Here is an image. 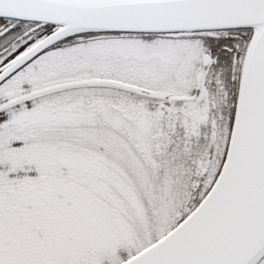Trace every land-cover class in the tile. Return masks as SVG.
Masks as SVG:
<instances>
[{
  "label": "snow or ice",
  "instance_id": "snow-or-ice-1",
  "mask_svg": "<svg viewBox=\"0 0 264 264\" xmlns=\"http://www.w3.org/2000/svg\"><path fill=\"white\" fill-rule=\"evenodd\" d=\"M0 264H264V0H0Z\"/></svg>",
  "mask_w": 264,
  "mask_h": 264
}]
</instances>
